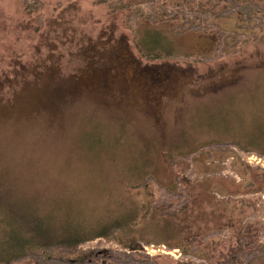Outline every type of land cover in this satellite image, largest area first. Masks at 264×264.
<instances>
[{
	"label": "rangeland",
	"instance_id": "374dc122",
	"mask_svg": "<svg viewBox=\"0 0 264 264\" xmlns=\"http://www.w3.org/2000/svg\"><path fill=\"white\" fill-rule=\"evenodd\" d=\"M0 264H264V0H0Z\"/></svg>",
	"mask_w": 264,
	"mask_h": 264
},
{
	"label": "trees",
	"instance_id": "16d2710c",
	"mask_svg": "<svg viewBox=\"0 0 264 264\" xmlns=\"http://www.w3.org/2000/svg\"><path fill=\"white\" fill-rule=\"evenodd\" d=\"M156 34L158 35L159 34V32H156ZM157 35H152L151 37H152V41L154 40V38L157 36ZM160 35H162L161 33H160ZM158 45V44H157ZM154 48H156V46H154ZM92 239V238H91ZM17 242H19L20 244H21V246H25V245H27L28 246V244H22L18 239H15ZM87 240H89V239H82V240H78V241H75V242H70L69 244H73L74 246H76V245H79V244H81V243H83V242H85V241H87ZM33 245V244H32Z\"/></svg>",
	"mask_w": 264,
	"mask_h": 264
}]
</instances>
